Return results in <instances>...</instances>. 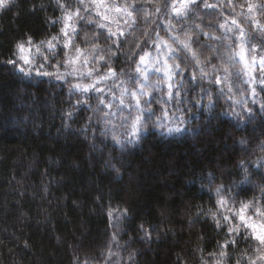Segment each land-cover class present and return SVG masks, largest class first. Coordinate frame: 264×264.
Listing matches in <instances>:
<instances>
[{
	"label": "trees",
	"instance_id": "16d2710c",
	"mask_svg": "<svg viewBox=\"0 0 264 264\" xmlns=\"http://www.w3.org/2000/svg\"><path fill=\"white\" fill-rule=\"evenodd\" d=\"M177 1L130 0L132 23L113 35L77 21L103 70L88 79L26 76L7 63L18 43L58 36L79 0H10L0 10V264H214L210 253L229 239L225 264L252 256L243 228L230 236L206 213L219 207L217 188L236 207L264 199V99L233 112L217 89L227 74L240 83L249 59L261 71L264 0H250L262 6L251 13L249 0H197L179 15ZM177 89L189 129L165 135L150 122L129 141L125 105L150 98V108Z\"/></svg>",
	"mask_w": 264,
	"mask_h": 264
},
{
	"label": "rangeland",
	"instance_id": "374dc122",
	"mask_svg": "<svg viewBox=\"0 0 264 264\" xmlns=\"http://www.w3.org/2000/svg\"><path fill=\"white\" fill-rule=\"evenodd\" d=\"M79 1L80 3L77 4L73 9L66 11L63 17V28L71 24L75 27L76 31H72V28L69 27L67 29L69 33L68 37H64L63 34L60 33L57 36L58 40L53 41V43L55 44L54 49L50 50L46 44L42 43L32 42L31 45L25 43L26 48H30V52L28 53L32 61L30 65H24L23 61H20L18 59L20 53L17 49V70L19 71L20 66L31 69L30 72L19 71L20 73L26 76H44L48 78L63 80H65L69 76L74 78L82 77L86 79L93 77L95 69L98 68L93 66V59L91 58L92 56L88 53V50H91L93 48L92 46H89V42L91 41L89 40L90 36L88 34H84L82 36V40H78V34L80 33V31L78 29L79 23H77V21L79 22L90 20L94 25L99 26L107 32L111 30V33L114 34V30H112L113 26H118L119 30H123L124 27L130 22L132 23V21H130L131 16H127L124 12H116L115 10L110 9H112V6L114 5L118 4L120 6H124L127 3V5L129 6L128 11L132 12L131 3L130 0H104V3L105 5H107V7H96L95 5H92L89 0H85V3H87L88 5L87 10L81 8L80 18L73 17L71 21L65 19L68 13L74 12V10L81 6V0ZM175 5L180 9L181 13H183V11H187L192 6L191 5L187 10H185L181 7V0L175 2ZM97 13H100V15H97ZM84 15L87 16L81 17ZM104 15L108 16L107 20L104 19ZM101 25H104V27H101ZM107 27L109 28V30L107 29ZM76 34L77 40L80 44L76 42ZM67 40L71 41V47H65V43ZM96 40L98 41L99 39ZM80 45H82V47H80ZM37 46H39V52H37L36 50ZM60 47L64 48L63 52H61ZM77 48L83 50L82 54L77 53ZM69 60H72V63H68ZM85 60L88 62L85 63ZM45 72L49 73V75H43V73ZM89 72H91L92 75H89ZM102 73L103 70L100 68L94 76ZM57 74H59V76ZM109 76H111V74ZM237 76L241 77L242 79L240 83H238L237 80H234L229 74L220 77L222 79H225L223 83H217V89L220 93V97H222L223 100H226L227 102H229V100L233 102H230L232 105H234L232 106L233 112H237L236 108H241V105L235 102L237 101V99H233V95H237L240 100L247 101V105L249 103L260 104V101L264 99V71H259L256 68V63H253V60L249 59V62ZM222 84H224V87H222ZM253 89H255L256 92L255 96L251 95ZM223 91L226 93L225 95ZM203 92L207 95L208 102L213 101L212 98L214 96V92L212 89H204ZM182 93V89L163 92V94L157 97L158 99L160 98L158 103L150 108H148L146 105V103L150 102V98H147L144 104L141 102L137 104V101H135L133 105L126 104L125 109L122 110V117H124L123 121L129 120L128 139L131 138V141L139 139L141 134L146 131L145 125L149 124L150 122H154L153 125L165 135L179 134L189 129L190 119L187 117L184 110L178 107V101L180 100ZM157 107L161 110L158 113H154ZM137 117H140L139 138L133 137L131 132L132 124L136 121ZM176 125H179L181 131L169 132V128H174Z\"/></svg>",
	"mask_w": 264,
	"mask_h": 264
},
{
	"label": "snow or ice",
	"instance_id": "6c2138e0",
	"mask_svg": "<svg viewBox=\"0 0 264 264\" xmlns=\"http://www.w3.org/2000/svg\"><path fill=\"white\" fill-rule=\"evenodd\" d=\"M57 2L59 3L60 0H57ZM89 2L92 5H95L96 7H107V5H105L104 3V0H89ZM201 2H203V0H201ZM194 3H197V0H181V7L187 10ZM9 4H10V0H0V10L6 9L9 6ZM87 6L88 5L87 3H85V0H81V6L78 7L76 10H74V12L68 13L65 19L71 21L73 17L80 18L81 8H83L84 10H87ZM204 6L214 7L213 5H210L207 3H205ZM128 7L129 6L127 5V3L124 6H120L117 4V5L112 6V9L110 10H115L116 12H124L127 16H132L133 13L131 11H128ZM132 7L137 11H143L142 6L139 9H136L135 4H133ZM246 7L248 11L251 13L257 7H262V6L256 5L255 3H252L249 0V2L246 4ZM173 10L176 11L178 15L181 14L180 9L177 8L176 6H173ZM157 11H159V9H157ZM97 15H100V13H97ZM104 19L107 20L108 16L104 15ZM88 22H91V21L89 20ZM232 23L237 24V21L233 19ZM69 27L72 28V31H76L75 27L69 24L65 28L61 29V33L63 34L64 37H68L69 33L67 29ZM101 27H104V25H101ZM257 27L260 28L261 30H264V26L257 25ZM109 34L113 35V33H111V30H109ZM120 34L123 35V33H120ZM176 39L182 45L184 49H187L189 52H191V55L193 58H196V54L192 50L191 45L188 41L180 40L179 37H176ZM56 40H58V37L53 36L50 40L41 41V43L46 44L47 47L50 50H52L55 48V44L53 43V41H56ZM26 43L28 45H31L32 40L29 38ZM71 46H72L71 41L67 40L65 43V47H71ZM16 47L18 49V52L20 53L18 59L20 61H23L24 65H30L32 62L30 56L28 55V53L30 52V48H26L25 43H18ZM36 50L37 52L40 51L39 46H37ZM76 51L77 53H80V54H82L83 52V50L79 48H77ZM169 51H174V49L169 47ZM239 55L241 59H244L243 49L241 50ZM140 59H141V63H144V57L141 56ZM87 62L88 61L85 60V63ZM7 63L16 65L17 62L15 60L9 59ZM68 63H72V60H69ZM165 63H167V61H165ZM253 63H257L256 58H253ZM258 64L260 66L261 71H264V57L259 58ZM176 67L179 68V65H176ZM19 71L30 72L31 69L20 66ZM109 72L111 73V75H115L114 70L109 69ZM88 74L92 75L91 72H89ZM43 75H49V73L45 72L43 73ZM57 75L59 76V74ZM96 83L97 84L100 83V80H97ZM74 87L84 92H88L92 90L93 88H95L97 91H101V92L103 91L102 88H96L95 84L81 85L77 83L76 85H74ZM169 88H171V84H169ZM141 91L143 90L141 89ZM132 95L135 97L136 93H133ZM251 95L252 96L256 95L255 89L252 90ZM235 102L237 104H240L241 107L247 106V101L245 100H237ZM139 103L140 101L139 99H137V104ZM261 107L264 108V105H261ZM247 110L249 111V114H251V109L248 108ZM234 115L239 116L240 114L234 113ZM172 131L180 132L181 128L179 127V125H176L174 128H169V132H172ZM131 132H132L133 137L139 138L140 117H137L136 121L132 124ZM114 139L116 138L114 137ZM129 141H131V138H129ZM117 143H120V141L117 140ZM240 143L244 144L245 141L241 140ZM258 167L264 168V163L258 165ZM245 180L247 181V176L245 177ZM247 182L250 183V181H247ZM260 191H261L262 197H264V185L260 186ZM216 195H217V204L219 207L216 208L215 210L209 209L206 214L213 219L217 227H220L222 223L227 222L228 223V233L230 236L240 235L241 228H243L244 235L245 236L250 235V238L256 241L253 254L252 256L247 257L246 264H264V199L261 200L260 205H257L255 202V199H253L247 202L240 201L239 207H236L230 204L229 200L226 198V196L224 195V193L221 191L220 188L216 189ZM126 211L127 210H125V212ZM235 221H238V223H236ZM236 243L237 241L235 239H229L227 242L220 245L218 253L216 252L210 253V255L215 257L214 264H225V259L229 256L230 251H231V245H234ZM110 257H111V252H109V258ZM202 264H210V262L202 260ZM236 264H241V261L237 260Z\"/></svg>",
	"mask_w": 264,
	"mask_h": 264
}]
</instances>
